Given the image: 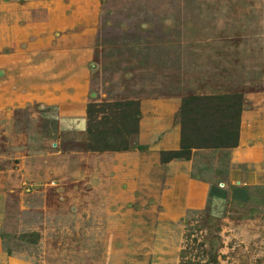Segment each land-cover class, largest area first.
Wrapping results in <instances>:
<instances>
[{
  "label": "rangeland",
  "instance_id": "obj_1",
  "mask_svg": "<svg viewBox=\"0 0 264 264\" xmlns=\"http://www.w3.org/2000/svg\"><path fill=\"white\" fill-rule=\"evenodd\" d=\"M42 1L22 19L21 47L0 50V60L16 53L0 61V233L10 252L29 264H264V184L228 179L244 116L264 124V0ZM223 93L244 98L235 147L224 145L234 125L213 129L222 119L206 102L196 115L213 134L185 119L196 97ZM70 99L78 116L65 118L60 105L72 109L60 101ZM115 100H139L140 129L162 134L133 135L144 150H90L88 106ZM175 126L188 159L159 148ZM171 160L209 183L200 208L174 202ZM238 188L248 200L233 196Z\"/></svg>",
  "mask_w": 264,
  "mask_h": 264
},
{
  "label": "crops",
  "instance_id": "obj_2",
  "mask_svg": "<svg viewBox=\"0 0 264 264\" xmlns=\"http://www.w3.org/2000/svg\"><path fill=\"white\" fill-rule=\"evenodd\" d=\"M46 3L48 5L50 4V2H44L42 0H0V50H5L7 48L16 50L21 47V43L26 36L24 34L26 24L23 23L22 19L26 20L27 17L33 16L34 11H29V8L35 9ZM49 16L53 18L54 21L55 17L60 16V11L58 9H51L49 11ZM65 21L61 20L60 22L62 23ZM15 55L16 53L1 54L0 61L3 64L4 62H11L14 60ZM77 93V95H79L83 92L78 89ZM60 94L61 97H64L66 92ZM60 103L62 105H68L67 109H72L67 111V113H63V108H61L60 105L59 110L63 114L61 116H64L65 118L78 116L75 109H73V106L78 103V99H70L66 101L61 100ZM244 119V122H242L240 144L233 150L232 164L229 169L228 179L231 182H241L245 185L264 184V146L258 141H264V124L258 122L256 119L252 121L246 119V115L244 116ZM160 123L161 121L159 120L155 125H159ZM146 127L145 122L142 121L141 129L139 130L142 139L154 137L156 134L155 131L159 133V130L155 127L154 130H156L150 131L151 133L145 131L148 128ZM161 134L162 132L159 133V135ZM180 137L181 132L179 126L173 127L171 132L166 131L162 135L158 142L159 148L166 150L178 149L180 146ZM145 144L146 143L143 145ZM167 166L170 168L169 172L171 171L170 178L174 180L171 195L175 196L174 198L176 199L173 201L177 205L180 206L186 204L191 208H200L208 201L209 183L191 177V168L189 167L188 162L171 160L167 163ZM248 193L250 196L249 191ZM175 211L177 212L176 209L174 212ZM0 264H29L27 261L20 259L10 252L9 246L6 244L1 233Z\"/></svg>",
  "mask_w": 264,
  "mask_h": 264
},
{
  "label": "trees",
  "instance_id": "obj_3",
  "mask_svg": "<svg viewBox=\"0 0 264 264\" xmlns=\"http://www.w3.org/2000/svg\"><path fill=\"white\" fill-rule=\"evenodd\" d=\"M199 102H206V106L213 118L217 120L222 119L221 122L213 125V129L217 130V128H220L221 123L226 124L225 119L234 125L235 131H233L234 133L232 132V135L234 134L232 142H227V144L225 142L224 145L234 147L237 146L239 144L238 130L240 127L241 113L244 107L243 94L227 96L226 93H223L220 95H210L205 99L196 97L193 101H191V113L188 115L185 111V119L189 118L194 129L202 124L204 128L208 130L211 129V127L202 122V120H205L204 116L196 115L198 111L195 109L199 106L197 105ZM87 112L88 133L93 136V142L89 147L90 150L126 151L132 149L133 147L140 150L145 149L146 146L143 144H138L137 146L131 144L132 136L138 134L140 130L141 110L139 100H115L90 103ZM97 115H102L103 120L97 121ZM183 128L185 130V123H183ZM224 137L227 138L228 136L225 135ZM209 145L219 147L223 145V143H211L208 144V146ZM186 149L187 148L185 146H181L180 149L166 151L168 155L163 156V158L167 160L174 158L188 159L189 155L185 151ZM235 195H238L239 199L242 200L249 199V193L244 188L234 189L233 196ZM210 198H222V195L213 193ZM211 199H209V201H211ZM183 256H185V250L182 252V257Z\"/></svg>",
  "mask_w": 264,
  "mask_h": 264
}]
</instances>
